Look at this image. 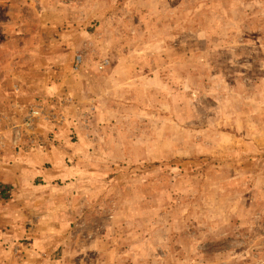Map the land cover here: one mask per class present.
Listing matches in <instances>:
<instances>
[{
  "label": "rangeland",
  "instance_id": "obj_1",
  "mask_svg": "<svg viewBox=\"0 0 264 264\" xmlns=\"http://www.w3.org/2000/svg\"><path fill=\"white\" fill-rule=\"evenodd\" d=\"M74 103L91 143L0 183V264H264V0H0V156Z\"/></svg>",
  "mask_w": 264,
  "mask_h": 264
},
{
  "label": "crops",
  "instance_id": "obj_2",
  "mask_svg": "<svg viewBox=\"0 0 264 264\" xmlns=\"http://www.w3.org/2000/svg\"><path fill=\"white\" fill-rule=\"evenodd\" d=\"M5 88H7V84L3 83V90H8ZM22 90H24V88H21V92H23ZM28 90H29L28 92L26 93L20 92L19 94H17V96H13L12 98H14L17 101L21 100L27 103H30L33 100L32 106H35L39 103H46V105H49L50 103L54 104V101H58V99L60 100L65 95L64 89L60 85L53 84V83L52 84L44 83L42 84L40 88L34 83H29ZM36 90H40L38 91L39 93L36 92ZM29 92L31 94H29ZM67 95H70V94H67ZM6 97L10 99L9 96H6ZM19 103L22 104V102H19ZM74 104L72 107L69 105H66V107L64 108V111H65L64 113L66 117L68 116L67 118L68 121L65 124V128L56 129L57 131L51 132L54 135L53 144H47V142L44 140L43 145L39 144L36 147H33L31 150H28L25 154L15 156V160L11 159L14 157L12 155V151H6V152H10L11 155L6 154V152H3V155L0 156L1 157L0 183L1 185H5V186L13 185L12 187H14L15 196H26L25 195L26 192L34 191L32 186H33V182L35 181L36 177H39V176L44 177L46 180H48L47 178L49 177H54V175L51 174V172H49L48 169L43 167L44 163H48V161L59 162L61 159H63V157H67L68 154H75L81 150V147L86 146L85 144L91 143L90 142L92 140L91 132L87 134V132L80 130L78 127L75 129L76 125L72 119L76 121L77 118H75V116L73 115L76 112H80L82 107H80V105H76V104L74 105ZM71 115L73 116V118ZM78 123H80V121ZM51 127H55V126L51 125ZM7 135L5 136L7 137ZM43 135H44L43 137L45 138L46 137L45 134ZM63 153L66 156H63ZM20 158L25 159L24 164L17 162L18 160H20ZM10 161H13L15 165H12ZM21 162H23V160ZM9 168H15L14 170L15 176H14V179L7 180L3 177V170L9 169ZM69 173H71V171ZM46 180H43V181L46 182ZM4 211L5 210H3V214L0 213L1 214L0 215L1 217L0 218V232H5L7 228H10V227H7L8 220L6 219V217H8L9 215H7V213ZM4 239L5 238H3V241ZM6 243L7 241L3 242V245H5ZM3 253H4V246H3Z\"/></svg>",
  "mask_w": 264,
  "mask_h": 264
},
{
  "label": "built area",
  "instance_id": "obj_3",
  "mask_svg": "<svg viewBox=\"0 0 264 264\" xmlns=\"http://www.w3.org/2000/svg\"><path fill=\"white\" fill-rule=\"evenodd\" d=\"M36 113H39V112H34V115H35Z\"/></svg>",
  "mask_w": 264,
  "mask_h": 264
}]
</instances>
